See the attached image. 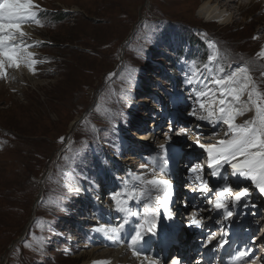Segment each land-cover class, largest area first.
I'll return each instance as SVG.
<instances>
[{
  "label": "rangeland",
  "instance_id": "obj_1",
  "mask_svg": "<svg viewBox=\"0 0 264 264\" xmlns=\"http://www.w3.org/2000/svg\"><path fill=\"white\" fill-rule=\"evenodd\" d=\"M36 1L43 9L38 14L44 27L27 25L34 27V33L23 38L36 45L29 51L40 61L34 65L33 80L24 81L20 88L14 79L0 80V264H85L92 261L93 250L116 251L95 231L94 191L106 192L98 200L106 199L117 225L124 214L115 210L113 193H123L126 186L139 193L144 186L133 179L138 175L150 178L155 173L168 179L158 165L156 150L168 127L175 144L170 149L185 147L171 131L185 125H177L179 120L174 118L182 112L181 100L176 101L179 91L182 100H191L184 94H195L199 81L214 88L213 76L247 66L264 92V59L257 56L264 49V0H227L233 5L231 11L210 4L203 9L231 16L227 25L200 18L206 0ZM241 5L246 6L241 9ZM61 13L68 18H60ZM175 25L184 32L188 27L195 47L172 39L160 48ZM208 41L219 49L211 73L198 67L204 65V55L197 42L205 45L210 57ZM164 47L167 52L184 48L174 72L162 64ZM233 60H242L243 65L226 71ZM8 71L10 76L13 69ZM163 98L172 109L165 112L166 118ZM191 104L187 101L182 113L188 105L186 115L198 110L196 101ZM249 115L242 116L241 122L251 119ZM189 126L196 136L197 124ZM219 126L227 131L226 125ZM152 136L156 139L149 141ZM147 142L150 147H144ZM66 186L79 191L70 192ZM146 200H134L129 206L142 213ZM140 221L135 216L138 229ZM126 252L125 258L132 255Z\"/></svg>",
  "mask_w": 264,
  "mask_h": 264
},
{
  "label": "snow or ice",
  "instance_id": "obj_2",
  "mask_svg": "<svg viewBox=\"0 0 264 264\" xmlns=\"http://www.w3.org/2000/svg\"><path fill=\"white\" fill-rule=\"evenodd\" d=\"M41 6L35 0H0V80H7L15 77L9 76V69L19 70L21 67H27L35 74L37 61L35 53L29 49L35 47L31 43H27L23 38L29 34L24 31V27L34 24L38 27H44L39 18ZM208 47L212 49L210 62L204 65V68L211 73V64L216 62L219 55L218 46L214 41H208ZM260 59H264V49L257 53ZM223 71V68L220 69ZM199 74V70L193 73V78L189 79V83H193L194 77ZM211 83L215 88L204 85L203 90L195 93V99L198 109L193 108L191 116L198 121H204L212 125L213 128L217 124L222 123L227 126L224 133L225 138L219 139L215 143L205 144L201 142L199 135L195 138L197 147L203 150L207 156V169L213 177L221 176L225 165L231 169V174L237 178L249 180L264 194V92H261L259 86L251 75L249 67H241L235 72L226 76H213ZM247 96V100L244 97ZM254 112L251 119L245 120L243 123H237V119ZM173 134L187 137L189 129L181 128ZM167 135V134H166ZM219 136V132L213 133ZM171 142V136L167 137ZM64 143V138H61ZM160 150L163 153V163H168L169 148L165 144H161ZM69 160L68 156L64 157ZM189 171L194 174L193 181L199 182L197 188L206 203L216 210H222L223 220H229L233 216V212L229 207V198L234 202L240 203L246 200L249 195L247 187L238 191L234 190L229 184L220 189L216 193L215 198H210L209 193L214 189L209 187L204 179V165L196 163L191 165ZM139 181L144 187L139 193L134 190L127 189L123 193L115 192L111 199L114 202L115 210L118 213L128 216H137L141 220L139 231L131 237L130 241L125 243L122 241L121 231L123 224L117 227L101 226L95 229L96 232L102 233L117 248H125L130 250L133 257L141 260V252L138 246L145 242V235H156V219L159 214L158 210L163 209L169 219H172L170 204L173 197V185L169 179L158 176L155 173L150 178L144 176H135L133 178ZM68 191H79V188L66 186ZM196 190V189H194ZM138 199H147L143 213L134 211L130 206V202ZM203 209H197L192 212L189 227L200 228L202 226V218H198ZM221 223L223 221H220ZM127 223V219H125ZM214 238V234L208 236L210 242ZM228 241L222 238L219 241V247H224ZM31 247V244L26 245ZM250 253L243 251L235 258L234 264H255L254 259H247ZM147 261V264H158L157 261L150 257L143 256L141 264ZM93 264H112L111 259L97 260ZM175 264H180L177 260Z\"/></svg>",
  "mask_w": 264,
  "mask_h": 264
},
{
  "label": "bare ground",
  "instance_id": "obj_3",
  "mask_svg": "<svg viewBox=\"0 0 264 264\" xmlns=\"http://www.w3.org/2000/svg\"><path fill=\"white\" fill-rule=\"evenodd\" d=\"M226 1L227 0H206L205 6L202 7V12H204L203 9L208 7L209 4L210 5H218V7L221 8V9H224V10H227V11H231V8L233 7V5L226 4L225 3ZM232 1H233V3H237L235 0H232ZM255 1L256 0H252L251 3H254ZM35 2L37 3L36 0H35ZM245 6L246 5H241V9L244 8ZM206 10H207V8H206ZM211 12H212V9L210 8V10H208V12H206V13L204 12L206 15L204 13H201L200 14V18L203 19L204 21H207V22H210V23L217 22L220 25H227L232 20L231 16L222 15L220 13L216 14V13H214L215 11L213 13H211ZM33 28L34 27H31V26H29V27L25 26L24 27V31H26L29 35H32ZM214 64H215V62L213 64H211V67ZM32 75H33L32 71H30L27 67H21L19 70L13 69V72H10V77L14 76L15 77L14 82H18L17 84H15L17 88H20L19 86L24 81H29V80L32 81L33 80ZM203 88H204V84L201 81H199L197 83V86H196L197 91L203 90ZM214 88H215V85H214ZM147 91L149 92L151 90H147ZM184 92H185V90H184ZM178 93H179V97L176 99V101H178L179 99L181 100L180 101V106H179L180 107L179 108V110H180L179 112H181V111L183 112L184 111V106L183 105L186 104L187 101H191L192 102L191 106L195 103L196 99H195V94L194 93L187 92V93L184 94V98L186 96L191 97V100H187V101L185 99H183V100L181 99L182 98V92L179 91ZM189 94H191V96H189ZM164 101H166L165 98H163L161 100V102H163V103H164ZM196 104H197V102H196ZM167 105L168 104L165 105V103H164V105H162V107H164L163 108L164 109L163 110L164 114H165V112L168 109V108H166ZM197 106H198V104H197ZM189 107H190V105H188L185 108L186 113H182L181 112V113H179L177 115L178 118L176 116L174 117L175 119L179 120V122L176 123L177 125H179L182 122L185 125L184 126L181 125V126L183 128H185V129H188L190 127L189 123L191 124L192 122L193 123L195 122V124H197V128H198L197 135H199L200 132H204V134H202L203 137L200 138L202 143H205V139L209 140V141H212L210 143H207V144H211V143H215L219 139H224L225 138V136H224V133H225L224 131L225 130H219L220 123L217 124V126L215 128H213L212 125L208 124L207 122L196 120L193 116H190L189 113H188V115H186ZM247 114H250L249 117H251V118L254 115L253 112H249ZM175 119H174V124H175V121H176ZM242 119H243L242 116L239 117L237 119V123H243V122H241ZM171 128H173V127H171ZM177 129H179V128H177ZM226 129H227V126H226ZM169 130H170V127L166 128L165 132H166L167 135L165 134L164 136L160 137L161 139H159V140H161L160 143L165 144L169 148L168 163L170 164L171 170L169 169V167L167 168V166H166V168H164L165 176L167 178H169V176L170 177L172 176L171 173L174 174L175 172L178 171V176L179 177L182 176V177L185 178L184 180L183 179L179 180V185H182L183 183H186V185L189 186V180H188L189 178L188 177L193 174V173H191L189 171L190 166L194 165L196 163H202L204 165V169H205V171H204V174L206 175L205 177H207V174H210V170L207 169V156L203 152L202 149H200L199 147L196 146V144L194 142L197 135L195 136V134L190 129L188 136H189V138H191L192 135H193L191 140L189 138H187V137H184V136H177L176 139L182 138L183 143L185 144V147L181 148V149H178V150H172L170 148L175 146V144H173V142L167 141L166 143H164V140H166L167 137L169 136L168 135V133H169L168 131ZM215 132H219L220 135L219 136L213 135V133H215ZM190 135H191V137H190ZM210 136H211V138H210ZM155 139H156V137L152 136V138L149 139V141H153ZM176 139H173V140H176ZM188 140L190 142H192V146H188L190 144V142ZM143 145H144V147H150V142H147L146 144H143ZM187 151L189 152L187 154V157L191 156L192 159L187 163V167L184 170V173H181V172H179V170H177V168H176L177 167V163H175V162L178 161L177 159L180 160L181 156L183 154L185 155V153ZM179 153H181V154H179ZM126 161H131V159H128ZM158 165L160 166V168L163 167V165L165 167V164H163V158L161 157V155H160V161L158 162ZM224 173L231 174V169L227 165H225L224 170H222L221 176ZM193 176H194V174H193ZM235 178H237V177H235ZM239 179H243V178H239ZM213 182L211 180L208 181L209 187L214 189V191L212 193H216L217 191H220V189H222L225 186V184H227L225 181L217 182V183H213ZM171 183H173V182L171 181ZM231 186L233 187L234 185H231ZM236 188H238V187H233V189L236 190V191L240 190V189H236ZM191 190H194V188H191ZM94 192H96V195L93 194V199L91 200V202L94 201V203L96 205V206H94V208L96 210L97 216L96 217L94 216L96 219H92V221H94L95 225L98 223V227H101V226L117 227V226L123 224V229L121 231L122 241L125 242V243L129 242L131 237L135 235L136 231L140 230V229L137 228V226L134 223L135 222V216H128L127 218H125V219H127V223H125V220L124 221L122 220L121 224H117L116 225L115 223H113L114 219L112 217L111 210L109 208H107V206H106V199L104 201L98 200L100 195L101 194L105 195L106 192H104V191L102 192L100 189L95 190ZM138 192H140V191H138ZM199 196H201V194ZM173 198H174V200H176V198H178V194L174 193L173 194ZM199 198H200L201 201H203L200 205H198L199 201H200ZM199 198H193V199L189 200L188 207H187V209L189 211H188L187 214H190L191 212H193V211H195L197 209H203V211L200 212L199 217H198V218H202V226L200 228L192 227V232L191 233H193V235L192 236L188 235V237H187L188 242L187 243L181 242V244H180L181 255H179L178 258L173 257L171 259L172 263H170V264H175V262L177 260L180 261V264H186L185 263V258H184V256H185V247H187L189 245L193 246V243H195V241H197L200 238H202L203 235H205V236L203 237V241H201V243L204 244V245L207 244L208 247H210V251H214L216 253V251L220 248V247H217V248H215V247L219 244V241L221 240V236H217L216 239H214V241H212V242L211 241L209 242L208 238L206 237L207 235L209 236L210 234H216L217 233V231H218L217 222L219 221V219L216 218L213 215L212 206L207 204L206 200L203 197L202 198L199 197ZM255 198H256V200H260V196L259 195H257ZM147 203H149L148 200H146L144 205H146ZM251 204L254 205V202H251ZM135 205H139V203H135ZM144 205H142V206H144ZM175 205L176 204H174L173 206H171L169 208H173ZM261 209H262V206L255 211L256 215L252 214L253 211H250L249 215H252L254 218H256V216H258V219L261 218V217H263V212H262ZM143 211H144V208L142 209V213H143ZM158 212H159V214H158L157 219H156V224H157L156 235L155 236H153L151 234L145 235V238H144L145 242L143 244L139 245L138 248H139V251L142 254L141 255V260L143 259V256H147V257H150L151 259L157 261L158 264H162L164 258H163V255L160 254V251L157 250L158 248L161 247V243H160V240L158 238L157 231L162 229L165 226V224H166L165 215L167 213L162 208L159 209ZM171 213H172V218H174L175 211H172ZM250 219H251V217H250ZM96 220L98 221L97 223H96ZM140 223H141V221L138 224H140ZM229 228H230V223H227L225 230H227ZM261 228L262 227H260V226L256 227L253 230L252 235L255 236V237H260L258 242L254 246H255V248L263 247V249L260 250V253L262 254L261 260H263V263H264V235H262V233H261ZM183 232H185V230H183ZM100 234L105 239H107L109 241L110 245L113 246L116 249V251L115 252L113 251V252L100 253L99 252L100 250H93L92 253H89L90 260H92V261H88L85 264H93L94 261L105 260V259H111L112 260V264H141V260H137L135 257L134 258L136 260L133 261L132 255H130L129 257L125 258V256L128 255V252H126L128 250H126L125 248H117L112 243V241H110L102 233H100ZM183 235L187 236V233L185 232L184 234H182L181 238H183ZM195 248L197 249V246H195ZM219 252L220 253H216L217 256L222 255L224 251L219 250ZM173 253L174 252H172L170 254V256ZM176 253L178 254V252H176ZM205 253H209V252H205ZM194 261H195V259H194ZM194 261H191V263H194ZM144 264H147V261H145ZM203 264H206V262H203Z\"/></svg>",
  "mask_w": 264,
  "mask_h": 264
},
{
  "label": "trees",
  "instance_id": "obj_4",
  "mask_svg": "<svg viewBox=\"0 0 264 264\" xmlns=\"http://www.w3.org/2000/svg\"><path fill=\"white\" fill-rule=\"evenodd\" d=\"M58 16L60 18H62V19L63 18H66V19L68 18L67 15H65L64 13H61ZM62 19H60V20H62ZM172 39H175V40L178 39V40H183V42L184 41L189 42V44H190L191 47H195L196 46L195 45L196 43H195L194 39L192 38L191 35H189L188 27H187V30L184 32L183 30L180 29L179 26L175 25V29H172V33L169 36L166 35V36L163 37V43L160 45L161 46L160 48H162L163 46L166 47L167 46L166 44L171 43V40ZM216 42L220 44V41L217 40V39H216ZM165 47L162 50V51H164V53L161 54V58L160 59H161V61H163L162 64L166 65L170 69V71L174 72V71H176L178 69V66H179V63L178 62L179 61L173 62L172 60L177 55L173 51V49H171L169 52H167L165 50ZM197 47H199L200 49L201 48L203 49V55H204L203 56V61L207 60L208 54H207L206 51L204 52V50H206L205 45L200 44V43L197 42ZM183 51H184L183 48H180V50H178V52H179L178 54H180L181 57L183 55ZM235 63H243V62H242V60H233V62H230L229 65L235 64Z\"/></svg>",
  "mask_w": 264,
  "mask_h": 264
}]
</instances>
